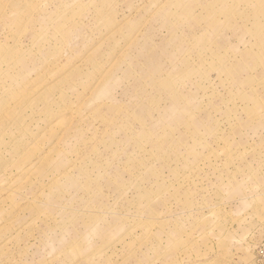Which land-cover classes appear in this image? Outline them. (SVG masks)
I'll return each instance as SVG.
<instances>
[{
  "label": "rangeland",
  "instance_id": "374dc122",
  "mask_svg": "<svg viewBox=\"0 0 264 264\" xmlns=\"http://www.w3.org/2000/svg\"><path fill=\"white\" fill-rule=\"evenodd\" d=\"M0 264H264V0H0Z\"/></svg>",
  "mask_w": 264,
  "mask_h": 264
}]
</instances>
